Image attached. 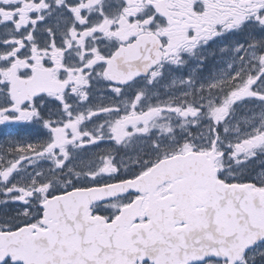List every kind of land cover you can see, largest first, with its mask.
Listing matches in <instances>:
<instances>
[{
  "label": "snow or ice",
  "instance_id": "obj_1",
  "mask_svg": "<svg viewBox=\"0 0 264 264\" xmlns=\"http://www.w3.org/2000/svg\"><path fill=\"white\" fill-rule=\"evenodd\" d=\"M0 264H264V0H0Z\"/></svg>",
  "mask_w": 264,
  "mask_h": 264
}]
</instances>
